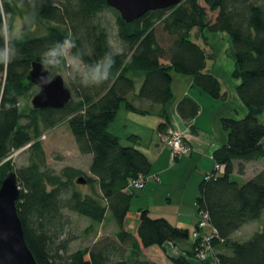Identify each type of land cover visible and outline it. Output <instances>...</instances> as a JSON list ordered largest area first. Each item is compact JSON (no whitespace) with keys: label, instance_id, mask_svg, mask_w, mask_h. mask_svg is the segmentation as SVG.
Masks as SVG:
<instances>
[{"label":"trees","instance_id":"trees-1","mask_svg":"<svg viewBox=\"0 0 264 264\" xmlns=\"http://www.w3.org/2000/svg\"><path fill=\"white\" fill-rule=\"evenodd\" d=\"M105 1L0 0V48L6 44L15 48L11 61L0 63V73H5L0 84V183L12 169L11 160L6 159L10 152L28 145L31 160L16 171L20 186L16 207L25 241L37 263L158 264L145 258L142 250L189 239L188 229L164 217H151L147 208L130 213L134 189L128 182L137 175H148L152 164L138 148L136 134L128 136L130 145H124L108 127L122 103L136 113L150 112L137 108L136 100L162 107L168 103L172 99V70L191 76L193 86L225 101L229 95L208 67L211 56L194 40L196 32L207 30L229 35L235 63L232 73L239 80L236 92L247 113L240 119H222L228 140L212 152L213 161L222 168H213L199 181L195 205L197 212L209 215V223L217 231L211 247L218 264H264V219L250 238L232 239L236 230L264 214V167L245 182L231 178L234 171L244 174L248 163L264 156V124L258 120L264 112V0H203V4L200 0H182L167 9L149 10L127 23L115 11V45L99 21L98 13L110 8ZM15 11L42 23L46 30L21 40L13 39L12 34L6 37L4 17ZM213 12L212 17L209 13ZM65 39L76 45L70 48V57L78 55L84 63L96 62L110 49H120L111 77L100 85L84 87L68 72L72 98L64 108L23 110L20 97L34 88L37 91L26 80L31 62H41L53 44ZM62 70L49 71L50 76ZM140 79V90L135 94V82ZM176 108L182 119L194 117L200 109L190 97L180 100ZM23 117L28 121L22 122ZM164 120L158 125L162 133L167 132V123L171 125ZM62 121L69 125L78 151L92 156V176L83 178L88 184L97 183L98 196L71 188L72 179L82 174L80 169L68 167L56 175L45 168L37 138L42 130ZM69 189V196L63 198V192ZM63 209L95 223H102L110 211L120 244L114 246L107 241L69 253L65 240L55 244L64 224ZM193 255L191 249L186 256L171 257L169 261L193 264L188 260Z\"/></svg>","mask_w":264,"mask_h":264},{"label":"crops","instance_id":"crops-1","mask_svg":"<svg viewBox=\"0 0 264 264\" xmlns=\"http://www.w3.org/2000/svg\"><path fill=\"white\" fill-rule=\"evenodd\" d=\"M193 32L195 33L196 31ZM194 40L211 56V59L207 61L208 67L213 74L221 79L222 85L227 95H229L228 98L225 101L218 98L214 99L198 86H193L191 76L181 75L173 71L171 73L172 81L170 85L172 99L168 103L162 107L158 104L150 105L145 100H136L135 106L140 109L150 110L148 113L128 111L125 104L120 105L118 110L120 120L117 121L119 122L120 127L118 129H120V132L111 131L118 137H123L126 140H128V136L132 135V133L138 136V148L149 158L152 164L150 173L156 175L158 179L150 178L149 180L152 182L150 188H146L145 184V187L140 189L142 193L139 194V200H142L136 202V211L140 208H147L151 217H164L173 225L188 229L189 239L174 243V247L181 251L191 250L192 239L190 238V231L196 229L195 226L199 220L195 201L192 203L195 209L191 208V206H186L183 201L174 205L171 204V201H167V204H159V202L156 203L157 199H152V191L155 187L166 188V182H168L167 173L178 166H183L184 171H191L193 174L197 172L200 181L214 168L213 149L225 144L228 140V132L222 128V119L229 117L240 119L247 113L245 105L242 104L236 92L239 80L236 81L233 78L232 72L235 68L234 54L231 50V41L227 32L217 31L212 33L203 30L200 33L196 32ZM141 82V79L135 82V94L139 92ZM184 97H190L199 104L200 109L194 117L182 119L177 113L176 104ZM164 119L171 122L170 126H168L169 123L166 125V133L158 130V125L163 123ZM115 122L113 121L112 124ZM175 129L180 130L184 135V141L188 142L191 146V153L186 157L173 160L165 138H168L171 133L175 132ZM255 173L252 176H248L246 180L253 177ZM245 174L246 172L244 173V177H246ZM134 195H136L135 188L132 193L131 202L134 199ZM148 249L142 250L145 258L153 260L158 264H173L171 260L169 261L170 258L167 255H165L166 257L163 254H154L153 256L150 255ZM213 260L211 258L209 260L210 263ZM192 262L193 264H200L191 259Z\"/></svg>","mask_w":264,"mask_h":264},{"label":"rangeland","instance_id":"rangeland-1","mask_svg":"<svg viewBox=\"0 0 264 264\" xmlns=\"http://www.w3.org/2000/svg\"><path fill=\"white\" fill-rule=\"evenodd\" d=\"M200 3L203 4V0H200ZM98 14H99V21L108 30V36L110 38L112 45H115L116 44L115 10L112 7L110 8L106 7ZM209 15L213 17V15L215 14L213 12V14L209 13ZM9 19H10V23H9ZM4 24H5L4 33L6 37H8L9 34H12L17 30H20L24 37L39 35L41 34V32H44L46 30V27H44L42 23H39L35 19L28 17L22 11H15V13L12 16L10 15L5 16ZM69 52L70 49H68V51L66 52V57L68 58V62L72 63ZM57 73L61 74L63 80L70 87V81H68V71L63 69L62 71H58ZM171 73H173V70ZM4 77H5V73H0L1 85L3 84ZM234 79L238 81L236 78ZM34 90L35 88L33 90L27 91L26 94H23L20 97L19 104L23 110H27L32 107L31 99L36 94V91ZM123 104L124 103H122L121 106ZM119 120H120V116H118L117 114L116 118L113 120L114 122L115 121L116 122L114 124L111 123L110 126L108 127V130L119 133L120 129L118 128L120 126H119V122H117ZM258 120L260 123L264 124V112L261 113V115H258ZM27 121H28L27 117L22 118V122L25 123ZM37 140L40 141L42 147V157L45 159V164H46L45 168L50 169L52 173L56 175L58 174L61 175L62 171L65 168L73 167L78 170L80 169L82 171L81 174L82 177L92 176L91 173L89 172V167H90L89 164L92 156L90 153L82 154L78 151L77 146L75 145L74 142V137L71 134L69 125L67 124L66 121L57 123L56 126L53 128H47L45 130H42ZM165 140L169 146V142H170L169 139L165 138ZM119 141L124 145L131 144L128 140H126L123 137H119ZM28 149H29L28 145H25L20 149L13 150L10 152V154L6 159L11 160V166H12L11 171L16 172L21 167L27 166V164L31 160L30 157H32V154ZM187 155H182L180 157L183 158L186 157ZM171 156H172V152H171ZM260 160L261 161H252L251 163H248L246 165V170H247L245 174L246 177H244V174H239L236 171H234L231 174V178L239 183L245 182L248 176H252V174L255 173L257 170L262 169V167L264 166V156L263 158H260ZM183 169H184L183 166H178L176 169L174 168L172 171L167 173L168 182H166L167 183L166 188L155 187L153 189L152 199L153 200L157 199L156 203L159 202V204H167V201H171V204L174 205L178 202L180 203L181 201H183V203L186 206L188 207L191 206V208L195 209V206H193L192 203L196 200V197L198 196L197 194L198 181H199L198 173L194 172L193 174L191 171L188 170L189 172H187L186 170L184 171ZM150 178H153V174L151 173L147 175V178L145 180V184L147 186L146 188L148 187L150 188L151 186L152 182L151 180H149ZM76 179L77 178L72 179L73 185L71 188L77 189L79 192L81 191L82 194H89V195L93 194L95 196L99 195L100 190L96 182H91L90 184H88L87 182L77 184L75 183ZM70 191H71L70 189L65 190L62 195L63 198L68 197ZM135 191H136V195H134V199L132 200L131 205L129 207L131 214L136 213L135 205L140 198L139 194L142 193V190L137 188H135ZM62 211H63L64 224L62 225V231L59 236L60 238L58 240H55V244L58 245V243H60L61 240H65L69 253L77 249H82L84 247L91 248L95 244L100 246L107 241L113 243L114 246L120 244V241L117 240V235H116L118 231L116 227V222L115 220H113L110 211H107L104 221L102 223H95L93 221H90L87 217L83 215L80 216L76 212L71 210L69 211L68 209H63ZM263 219H264V214L259 219H255L254 221L245 223L244 226H242L240 229L236 230L232 234V239L238 241H245L246 239L250 238L252 234L255 232V230L262 227ZM191 233L192 230L190 231V238H191ZM124 246L126 249L128 248L127 243ZM148 250L150 251V255L153 256L154 254L157 255L163 254L164 256L166 255L164 250L159 246L149 247ZM60 254H65V253L60 252Z\"/></svg>","mask_w":264,"mask_h":264},{"label":"water","instance_id":"water-1","mask_svg":"<svg viewBox=\"0 0 264 264\" xmlns=\"http://www.w3.org/2000/svg\"><path fill=\"white\" fill-rule=\"evenodd\" d=\"M182 0H106L108 6L120 14L123 21L132 22L149 10L167 9L180 4ZM26 80L33 83L36 94L31 99L32 108L61 109L69 103L72 91L63 80L61 74L50 76L45 66L36 60L31 62ZM77 184L86 179L79 176ZM20 197V186L16 172L10 171L0 183V264H38L28 247L17 212L16 202Z\"/></svg>","mask_w":264,"mask_h":264},{"label":"clouds","instance_id":"clouds-1","mask_svg":"<svg viewBox=\"0 0 264 264\" xmlns=\"http://www.w3.org/2000/svg\"><path fill=\"white\" fill-rule=\"evenodd\" d=\"M12 38L21 40L23 34L20 30L12 33ZM76 45L74 41L65 39L53 44L42 56L41 62L45 66V72L65 69L69 72L72 80L81 86H97L107 81L112 75L115 57L120 49H110L94 63H84L80 56L73 54L72 63L68 62L66 52ZM15 55V48L6 44L0 48V63H9Z\"/></svg>","mask_w":264,"mask_h":264},{"label":"built area","instance_id":"built-area-1","mask_svg":"<svg viewBox=\"0 0 264 264\" xmlns=\"http://www.w3.org/2000/svg\"><path fill=\"white\" fill-rule=\"evenodd\" d=\"M174 131L175 132L171 133L168 139L170 141L169 148L170 152H172V158L176 159L182 155H187L191 153V146L188 144V142L184 141V135L181 133L180 130L175 129ZM214 168L220 170L222 166L215 164ZM146 178L147 175H137L136 177L130 179L128 182L129 188L143 189L145 187L144 184ZM153 178L158 179L156 175H153ZM198 215L200 216V218L196 224L197 228L194 229L191 233V249L194 251V255L188 260L191 261L192 259L200 264H218V260L215 257L213 248L211 247L212 239L216 236L217 231L214 226L210 225L209 215L206 212L200 211L198 212ZM162 249L165 251L166 255L169 258H177L180 255L186 256V251L176 249V247H174V243L172 242L165 243L162 246ZM210 258L214 259L212 263H210L209 261Z\"/></svg>","mask_w":264,"mask_h":264}]
</instances>
